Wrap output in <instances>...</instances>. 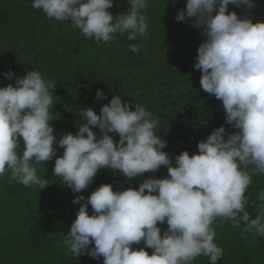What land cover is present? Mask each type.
<instances>
[{"label": "clouds", "instance_id": "obj_1", "mask_svg": "<svg viewBox=\"0 0 264 264\" xmlns=\"http://www.w3.org/2000/svg\"><path fill=\"white\" fill-rule=\"evenodd\" d=\"M126 2L127 11L115 16L109 11L115 0H31V7L111 46L120 36L136 41L149 35L148 0ZM257 8L255 0H186L174 17L204 37L194 69L201 73L202 90L220 101L225 113V125L198 141L191 155L184 150L173 158L164 151L158 118L119 94L99 115L92 107L79 110L85 122L75 134H54L56 84L32 69L21 77L12 70L3 73L15 83L0 87V179L7 175L42 191L48 180L34 165L55 157L53 175L79 194L73 200L79 205L76 218L62 241L67 254L102 258V264H193L200 256L218 264L224 256L215 239L218 220L241 229V236L264 237V190L255 218L245 195L253 175H264V21L254 22ZM128 47L139 54L143 45ZM95 99L108 98L97 89ZM162 167L167 175L157 178ZM102 169L128 182L153 175L138 188L101 184L85 198L82 193Z\"/></svg>", "mask_w": 264, "mask_h": 264}, {"label": "trees", "instance_id": "obj_2", "mask_svg": "<svg viewBox=\"0 0 264 264\" xmlns=\"http://www.w3.org/2000/svg\"><path fill=\"white\" fill-rule=\"evenodd\" d=\"M255 2L254 22L264 21V0ZM148 4V37L129 41L124 35L106 46L85 38L66 22L48 19L31 7V0H0V87L15 83L4 79L8 70L21 77L32 69L52 80L57 103L51 122L54 134H75L85 122L79 110L92 107L99 115L101 107L119 94L158 118L156 132L167 141L164 151L173 158L184 150L190 155L197 153V142L225 125L221 102L202 90L201 73L194 69L197 48L204 37L189 23L174 19L186 0H175V6L173 0H148ZM129 7L126 0H115L109 11L115 16ZM229 9L241 13L233 5ZM131 43L143 45L139 54L130 51ZM97 89L108 99L97 101ZM93 130L100 135L98 129ZM23 147L21 144L18 152ZM62 153L58 148L57 155ZM54 162L55 157L44 166L34 165L37 174L48 180L42 191L26 188L7 175L0 179V264H102V258L75 257L62 246L76 218L79 205L73 200L79 194L53 175ZM152 175L146 173L128 182L122 175L102 169L82 194L87 198L101 184H112L114 190L138 188ZM166 175L163 167L155 174L157 178ZM262 190L264 175L254 174L245 194L252 218L258 214L257 196ZM89 210L91 213V206ZM160 227L164 230L167 225ZM216 232V243L224 249L218 264H264V237L241 236V229L219 220ZM147 251L151 254V249ZM193 264H208V258L200 256Z\"/></svg>", "mask_w": 264, "mask_h": 264}]
</instances>
